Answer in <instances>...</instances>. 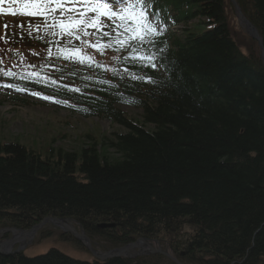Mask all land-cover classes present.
<instances>
[{"label":"trees","instance_id":"obj_1","mask_svg":"<svg viewBox=\"0 0 264 264\" xmlns=\"http://www.w3.org/2000/svg\"><path fill=\"white\" fill-rule=\"evenodd\" d=\"M160 1L166 16L170 11L185 24L199 19L204 28L184 30L174 49L161 39L144 45L166 69L145 89L138 81L127 86L123 69H136L123 59L127 50L116 51L121 56L107 71L96 69L99 79L117 82L115 92L103 94L93 67L61 58L41 64L38 72L57 83L43 81L39 91L80 113L106 111L124 128L101 141L120 157L100 155L98 142L46 157L17 141L0 142V228L27 229L58 216L93 234L113 231L107 236L117 243L171 234L184 264L199 253L218 264H264L263 62L254 51L244 54L233 38L226 0ZM237 1L264 38V0ZM120 92L141 99L142 119L115 107ZM101 221L117 225L99 230ZM187 225L193 229L184 232ZM0 264L147 263L125 257L89 262L51 249L36 256L0 253Z\"/></svg>","mask_w":264,"mask_h":264},{"label":"rangeland","instance_id":"obj_2","mask_svg":"<svg viewBox=\"0 0 264 264\" xmlns=\"http://www.w3.org/2000/svg\"><path fill=\"white\" fill-rule=\"evenodd\" d=\"M226 3L228 6L227 19L230 25V31L235 41L240 45L241 51L244 53H250L252 50H256L259 53L257 43L247 32L243 24L240 23L237 17V12L232 6L230 0H226ZM77 6L82 5L78 4ZM16 15L10 14V17H5L3 20H0V27L5 29L7 38L11 39L15 36V34L11 33L8 28H15V31H17L23 29L24 25L27 26L24 30L28 28L29 25H33V32L36 30H44L43 26L39 25V23L43 24L45 22L44 17L21 14L18 16ZM195 23L196 22L192 24L189 23L188 26L194 28V30L204 28ZM159 27L161 28V26ZM184 27V25H180L179 30ZM19 36L20 38L18 42H22L23 44L22 58H26V52L28 51L26 45L33 44L34 38L22 33H20ZM15 38L16 37H14V39ZM63 42L65 43L64 40ZM107 58L108 57L103 61L109 65L111 59L107 60ZM3 59L4 54L3 51L0 50V61ZM13 67L19 68V71H28L24 68L27 67L24 61L14 62ZM6 89L7 88H0L1 143L17 141L26 148L35 150L43 157H46L52 150L54 152V150L58 148L80 153L83 147L92 145L93 142H98L97 149L100 155L104 154L105 157H110L111 159H117L120 157V154L113 147L103 145L101 141L104 137L112 138V132H121L124 128L116 123H112V121L110 122L105 116L82 117L69 110L48 105L42 101H38L39 103L33 101V103L29 104L9 101L8 97L11 95ZM125 111L128 116L134 119H142L141 109L128 107L125 108ZM68 223L77 231L82 230V228L75 222ZM192 229L193 227L187 225L184 232H189ZM42 230L44 231L41 232ZM17 231L18 230H15L14 228H0V242L14 238V234L17 233ZM65 232L66 231L60 226L52 222H46L35 233L15 239L14 242L10 244L11 246H9L10 251L19 249L20 252L25 255L34 256L47 253L51 249H56L66 256L74 258L89 261H93L96 258L94 254L88 250L87 244L83 239H75L76 241L71 239L64 240L62 236ZM87 233L92 239L91 246L93 245V248L100 252L99 254H105L109 249H114L120 244L116 241L112 242L109 238L110 236H107L108 234L111 235L110 233H113V231L103 232V234H93L90 231H87ZM151 239L152 240L148 241L150 245L157 249L167 250L174 256L170 246L176 244V237L174 238L171 234L160 233ZM6 248L8 247H5L4 250H6ZM145 249V246H137L134 250L129 251V254H133L134 257L127 254L123 255L134 258L135 262H144L148 264H167L170 261L167 257L161 254H138L140 251L148 252L147 250L145 251Z\"/></svg>","mask_w":264,"mask_h":264},{"label":"snow or ice","instance_id":"obj_3","mask_svg":"<svg viewBox=\"0 0 264 264\" xmlns=\"http://www.w3.org/2000/svg\"><path fill=\"white\" fill-rule=\"evenodd\" d=\"M9 2L18 4L19 7L0 8V11L13 15L44 17L45 33L57 38L51 43L57 46L59 58L107 71L106 66L96 62L93 56L76 46V42L79 41L82 45L87 44L88 47L99 50L102 55L106 49L127 50V54L123 57L125 62L128 60L141 61L140 66L142 67L156 68L157 66L155 55L147 52L144 48L146 44L154 45V37L161 34L155 19L148 14L151 7L150 0H9ZM3 3L5 0H0V4ZM78 4L82 6H76ZM111 4L126 5V7L122 6L119 10H113ZM31 27L32 25H29V28ZM88 29L95 30L96 43L84 39L93 34ZM105 37H107L106 41ZM60 39L65 41L63 46H60ZM29 67L34 68L35 66L30 65ZM112 71L114 74L120 72L119 69H112ZM123 71L128 72V69L125 68ZM0 76L16 79L17 73L12 69L0 67ZM19 78L28 79L32 83L44 81L45 86L57 83L47 75L35 71L28 72ZM128 78L151 81L150 77L139 76L135 73H129ZM0 88L28 90L16 84L2 82H0ZM69 90L79 91L78 88H69ZM32 94L41 95L38 92ZM43 98L54 99L48 96Z\"/></svg>","mask_w":264,"mask_h":264},{"label":"water","instance_id":"obj_4","mask_svg":"<svg viewBox=\"0 0 264 264\" xmlns=\"http://www.w3.org/2000/svg\"><path fill=\"white\" fill-rule=\"evenodd\" d=\"M237 10H238V14H239L238 16H239V19L241 20V22H245L247 30L250 32V34L252 36H254L258 40L259 45H260L261 50H262V59H263V62H264V45H263V39H262L260 33L255 28V26L244 16V14L241 12V8L239 6H237ZM47 221H51V222H54L56 224L62 223V219L61 218L46 217L39 224L35 225L31 229L25 230L24 233L21 234V235L24 236L26 234H33L39 227H41ZM98 226L99 227H107V226H114V224L101 223V224H98ZM66 229L70 230L67 227H66ZM74 234L78 238H84L86 240L87 244H88L89 249H91L93 251L92 247L90 246V239L85 233H79V234L74 233ZM13 241H14L13 239L10 240V242H13ZM5 244H6V242L0 244V252L3 251V248H4ZM135 245H136V243H134L133 245H128V246L132 247V246H135ZM147 245L152 250L156 251L154 248H152V246L150 244L147 243ZM128 246L120 248V250L119 249L118 250H114L113 252H109V253H107L105 255H97L94 251L93 252H94V254H96V256L98 258L104 260V259L111 258V257H114V256H119L121 253H123V252H125L127 250Z\"/></svg>","mask_w":264,"mask_h":264},{"label":"bare ground","instance_id":"obj_5","mask_svg":"<svg viewBox=\"0 0 264 264\" xmlns=\"http://www.w3.org/2000/svg\"><path fill=\"white\" fill-rule=\"evenodd\" d=\"M80 226V225H79ZM96 228L101 230V227H99L98 225H96ZM16 235H20L21 233H15ZM128 245H133L134 244V238H131L130 240L127 241ZM120 248H122V246L120 244H118V246L116 248H111L109 249V252H113L114 250H120ZM135 249V246H128L127 248V251H130V250H134ZM127 255H133V254H129L126 252ZM167 264H176L174 261L170 260ZM184 264V263H182ZM192 264H218L214 258V256H209L207 254H202V253H199L196 255L195 259H194V262Z\"/></svg>","mask_w":264,"mask_h":264}]
</instances>
